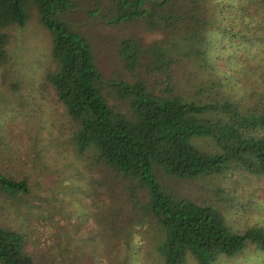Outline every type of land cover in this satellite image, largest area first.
Listing matches in <instances>:
<instances>
[{"label":"trees","instance_id":"16d2710c","mask_svg":"<svg viewBox=\"0 0 264 264\" xmlns=\"http://www.w3.org/2000/svg\"><path fill=\"white\" fill-rule=\"evenodd\" d=\"M31 24L46 40L44 91L38 109L26 111L33 120L18 124L20 134L30 127L28 145L19 139L0 158V209L22 216L0 219V264L44 263L26 251L34 234L21 223L33 210L30 150L45 138L87 160L84 177L76 168L66 174L85 183L93 216L138 207L155 219L164 264L188 256L209 264L249 244L264 252V224L233 230L216 199L177 191L214 177L221 199L240 177L264 180V0H0V67L8 66V32ZM100 29L109 33L101 38ZM41 113L59 119L57 132L44 129ZM116 217L101 248L127 235Z\"/></svg>","mask_w":264,"mask_h":264},{"label":"rangeland","instance_id":"374dc122","mask_svg":"<svg viewBox=\"0 0 264 264\" xmlns=\"http://www.w3.org/2000/svg\"><path fill=\"white\" fill-rule=\"evenodd\" d=\"M8 33V66L0 67V158L2 159L7 156L6 152L11 150V146H13L12 151H16L19 139L28 145L25 135L28 132L27 128L30 127L27 126L23 134H20L17 132L18 124L25 127L23 116L33 120L32 113L26 114V111L32 109L31 105L37 109L39 107L38 103L44 91L39 88L42 82L41 72L48 60L45 36L37 26L31 24L24 28H15ZM97 33L104 38L109 32L100 29ZM101 38L96 39L102 42L103 46H107L108 40ZM244 68L247 71L250 69ZM49 115L50 113L45 116L43 113L40 114L44 120L41 125L45 124L44 129L49 128L55 133L59 119ZM4 144L5 147H2ZM58 146L59 144H51L45 138L34 145L33 151L30 150L38 163L36 170L31 174L32 195L29 201L33 204V210L28 216L29 220L23 219L21 223V227L25 228L28 235L33 231L35 236H26L28 237L26 251L37 261L44 262L43 264H164L156 249L159 233L155 219L141 213L138 207L129 209L127 214L126 211H122L118 217H110V212L107 210H104V214L97 213L93 216L92 214L98 211L90 207L91 200L85 195L87 192L85 183L72 182L66 174V171L69 173L76 168L78 176L84 177L86 173H84L83 161L87 160L80 157L79 160L77 157L79 155L69 145H64V148ZM5 162L8 163L6 159ZM39 162H43L47 168ZM8 165L11 169V164ZM85 165L88 166L86 163ZM2 166L9 171L8 166L3 164ZM12 167L17 169L15 166ZM209 179L212 181L203 179L198 182H181L177 186V191L201 202L209 201L210 198L213 201L216 199V207L225 214L233 230L242 231L252 223L264 224V180L240 177L232 190L234 192L229 195L223 194L220 199L214 193L220 186L218 179L214 177ZM101 194V200H108L110 197L106 193ZM0 200L3 202L2 197ZM97 202L101 206L106 205L102 201ZM0 210L2 211L0 219L6 216V220L2 219L4 222L7 218L11 221V217L22 219L17 211L14 213L11 210L7 213L3 206ZM7 214L11 217H7ZM115 217L121 224L122 222L123 225L128 224L127 235L118 233L114 238L110 237L112 242L106 245L108 247L101 248L98 243L101 232L104 231L105 224ZM144 231L148 232L151 242L143 237ZM181 264H197V262L188 256ZM209 264H264V252L249 244L236 256L230 258L219 256Z\"/></svg>","mask_w":264,"mask_h":264}]
</instances>
